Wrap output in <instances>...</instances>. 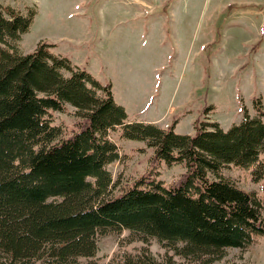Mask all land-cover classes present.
<instances>
[{
  "label": "trees",
  "instance_id": "16d2710c",
  "mask_svg": "<svg viewBox=\"0 0 264 264\" xmlns=\"http://www.w3.org/2000/svg\"><path fill=\"white\" fill-rule=\"evenodd\" d=\"M24 9L0 3V264H98L100 236L124 229L125 244H145L105 264H184L169 253L159 259L152 237L192 264H213L264 235V198L223 174L234 165L264 177L261 99L228 128L203 119L195 132H178L130 119L111 86L56 43L24 51L37 13ZM69 105L78 117L67 134L55 112ZM113 133L143 141L157 163L120 193L110 164L123 152ZM162 161L185 167L177 183L159 176Z\"/></svg>",
  "mask_w": 264,
  "mask_h": 264
},
{
  "label": "rangeland",
  "instance_id": "374dc122",
  "mask_svg": "<svg viewBox=\"0 0 264 264\" xmlns=\"http://www.w3.org/2000/svg\"><path fill=\"white\" fill-rule=\"evenodd\" d=\"M15 7H36L21 44L28 52L44 39L54 50L109 84L130 119L175 124L178 132H195L203 119L224 128L238 122L245 108L264 106V0H0ZM67 134L76 129V107L56 111ZM123 157L110 164L118 184L115 192L146 174L155 164L143 141L117 133ZM166 185L177 183L181 163L158 166ZM224 176L264 198V177L254 179L246 167L227 166ZM129 230L99 238L96 260L105 264L125 244ZM257 238V237H256ZM124 243V244H123ZM152 252L168 253L184 264L187 258L152 237ZM213 264H264V235L247 247H229Z\"/></svg>",
  "mask_w": 264,
  "mask_h": 264
}]
</instances>
